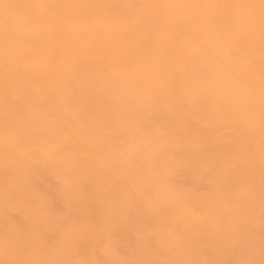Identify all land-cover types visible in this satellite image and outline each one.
<instances>
[{
    "label": "bare ground",
    "instance_id": "bare-ground-1",
    "mask_svg": "<svg viewBox=\"0 0 264 264\" xmlns=\"http://www.w3.org/2000/svg\"><path fill=\"white\" fill-rule=\"evenodd\" d=\"M22 1H0V94L24 108L0 102V264H128L125 249L132 264H264V0ZM57 130L71 153L51 163ZM29 138L60 180L49 196L18 151ZM170 172L213 174L210 193L183 197ZM62 201L70 233L46 213Z\"/></svg>",
    "mask_w": 264,
    "mask_h": 264
},
{
    "label": "rangeland",
    "instance_id": "rangeland-1",
    "mask_svg": "<svg viewBox=\"0 0 264 264\" xmlns=\"http://www.w3.org/2000/svg\"><path fill=\"white\" fill-rule=\"evenodd\" d=\"M1 1V0H0ZM16 4L17 5H20L19 6V8H22V9H26V7L24 6V4H23V1L22 0H17V2H16ZM27 11H30V10H27ZM3 25L4 24H2L1 22H0V28L1 27H3ZM4 28V27H3ZM25 29V28H24ZM26 30V29H25ZM165 38L167 39V40H170L171 39V37H169V36H165ZM170 41H173V40H170ZM173 43V42H172ZM92 58H94V57H92ZM91 58V59H92ZM93 60V59H92ZM91 60V62L93 63V61ZM91 63V64H92ZM105 63V62H104ZM95 64V63H94ZM97 65V64H96ZM105 67V64H103L102 63V65L100 64V65H98V68L99 67ZM107 66V69H108V64L106 65ZM93 67V66H92ZM42 68H46V66H42ZM97 68V69H98ZM43 69V70H44ZM101 69H103V68H101ZM105 69H106V67H105ZM104 70V69H103ZM243 70H245L244 72H242ZM242 75L244 74V75H246V76H250L251 78H253V76H255L253 73H251L250 72V74H249V70L247 69V68H244V69H242ZM50 75V74H49ZM259 76V75H258ZM257 76V77H258ZM50 77V76H49ZM91 83V82H90ZM99 83V82H98ZM93 84V83H92ZM94 84H96L95 83V81H94ZM93 84V85H94ZM98 85V84H97ZM96 86V85H95ZM5 96L7 97V93L6 92H3L2 94H0V102H1V106H4V110L6 109L7 110V108L9 109V111H13V112H18V113H20V112H23L24 111V108H22L21 106L19 107V106H17V105H15L13 102H11L9 99H8V97L7 98H5ZM3 101H5V103L3 102ZM17 106V107H16ZM2 109H3V107H2ZM39 113V112H38ZM45 113V112H44ZM43 112H41V113H39V115L40 114H44ZM20 116V115H19ZM79 125H77V127H78ZM77 127H74V129L75 128H77ZM80 129H81V126H80V128H78L77 130L78 131H80ZM76 130V129H75ZM229 130V131H228ZM57 131H58V134H57ZM56 131V135H55V139H53V140H51V141H49V144L47 143V145H48V147H51V149L52 150H54L53 152H54V154H53V157L52 158H48V161L47 162H51V163H54V162H56L59 158L60 159H62V158H64V157H66L67 156V154H70L71 153V148H70V145L68 144V142H69V139H67V138H64V136L65 137H67V135H66V133H65V131H63V130H57ZM61 131V132H60ZM60 133V134H59ZM166 132H164V133H159L158 135H157V137H158V146H159V143H160V145L162 144V145H168V143H170V142H172L171 140L172 139H175V136L174 137H172V135L170 136V135H168L169 133H166ZM223 133H225V134H229V133H231V130L230 129H228V128H226V132H224V130H223ZM41 134H43V135H41L42 137H46V132H41ZM62 135H64L63 137H62ZM45 139V138H44ZM261 140L262 141H264V138H261ZM33 141V142H32ZM43 141V138H40V139H28V142L26 141V143L27 144H22V145H19L18 146V148H20V149H18V151L19 152H21V154H25L26 153V151L29 149V150H32V151H34V153L36 154V156L37 157H39V158H34V157H29V159L32 161V158H34L33 159V161L34 162H31V164H33V166L35 167V168H37L38 170V174H36V176H35V178H34V181H37L36 182V184H39L38 186H39V188L41 189L42 187L43 188H45V193L44 194H47L48 196L49 195H51V194H53L54 192H56V190L54 189V188H57L58 186H59V183H60V180L55 176V174L51 171V170H49L48 168H47V166L45 165V163L42 161L41 162V158L43 157V158H45V155H46V153L44 152V151H42V150H40V146L41 147H44L46 144H45V142L43 143V145H42V142ZM52 141H54V142H52ZM174 141V140H173ZM38 143H39V145H38ZM53 143V144H52ZM67 143V144H66ZM113 144L115 143V145H117L118 147H121L122 149H126V147L123 145V142L122 141H120V143H121V145H120V143H119V141H116L115 140V142L113 141L112 142ZM119 143V144H118ZM45 144V145H44ZM37 145V146H36ZM120 145V146H119ZM23 146H24V148H23ZM28 146V147H27ZM63 146V147H62ZM108 148L111 146V145H106ZM157 146V147H158ZM37 147V148H36ZM58 147V148H57ZM160 147V146H159ZM23 148V149H22ZM34 148V149H33ZM36 148V149H35ZM60 148V149H59ZM70 148V149H69ZM79 149V150H78ZM21 150V151H20ZM26 150V151H25ZM55 151H56V155L57 156H55ZM58 151V152H57ZM70 151V152H69ZM113 151H115V150H113ZM69 152V153H68ZM74 153H77L76 155H79L80 157H89L91 160H96L97 158H99L98 156H95L96 157V159H94V155H91L90 156V154L89 153H87L84 149H82V148H77V149H75L74 151H73ZM80 152V154H78ZM116 152V151H115ZM114 152V153H115ZM120 152V151H119ZM117 153L118 155H120V153ZM123 153H126L125 152V150H123ZM127 153H128V151H127ZM39 154V155H38ZM45 154V155H44ZM59 154V155H58ZM84 154H86V155H84ZM41 155V156H40ZM173 156V155H172ZM56 157H58V159H56ZM92 157H93V159H92ZM171 156H167V159H166V161L168 160H170V161H180V160H183L182 158H180V157H177V156H173V159L172 158H170ZM54 158H55V160H54ZM168 158H170V159H168ZM36 159V160H35ZM175 159V160H174ZM29 160V161H30ZM40 162V164L38 163V161ZM102 160V161H101ZM97 161H99L100 163V165L98 164V166H99V168L103 171V172H106V171H108V167H105L106 165H105V163H104V160L103 159H97ZM38 164H37V163ZM8 163V162H7ZM42 163V164H41ZM36 164V165H35ZM107 169V170H106ZM48 170V171H47ZM41 171V172H40ZM41 173V174H40ZM171 174V172L170 173H168V174H164V175H166V176H164V179H165V181H167V179H168V181H167V183H166V185H167V187H171V189L170 190H172L173 189V191H180V193L182 192L181 190H185L184 191V193L183 194H181L183 197H188V198H190V199H193L194 200V198L196 197V201H198V199H200V198H202V196L203 197H206L209 193H210V190H211V184L209 185V184H206L205 185V183L207 182V183H210L209 182V180H211V176H213V174H211V173H209V174H207L205 177H202V178H200V179H196V180H198V182L196 181V180H190V181H188V182H186L185 184L184 183H182L181 182V180H180V178H178L177 176H171L170 175ZM172 174H174V173H172ZM40 175H41V177H40ZM211 175V176H210ZM43 178V179H42ZM115 178H116V176H115ZM209 178V179H208ZM208 179V180H207ZM194 181H196L197 182V184L196 183H194ZM201 181L202 182H204V183H201ZM39 182V183H38ZM180 183H181V185H180ZM42 186H41V185ZM189 184V185H188ZM185 185V186H184ZM204 186V190L203 189H201L200 187L201 186ZM177 187V188H176ZM195 187H197V188H195ZM232 187V188H231ZM228 190H229V194H227L228 196H233V195H235V194H239L240 192H241V190H240V186H239V184H233L232 186H231ZM42 188V189H43ZM174 188H176L175 190H174ZM190 188V189H189ZM194 188V189H193ZM200 188V189H199ZM203 188V187H202ZM210 188V189H209ZM238 188V190H236ZM41 189V190H42ZM47 189V190H46ZM49 189H50V191H49ZM52 189H54V190H52ZM58 189V188H57ZM180 189V190H179ZM206 189L208 190V192L206 191ZM231 189V190H230ZM233 189V190H232ZM44 190V189H43ZM189 190H191V191H189ZM193 190V191H192ZM194 190H196V191H194ZM46 191H49V192H47L46 193ZM189 191V192H188ZM206 191V192H205ZM227 191V190H226ZM231 191V192H230ZM237 191H238V193H237ZM30 193L31 194H33L37 199H45V197L47 196H45L42 192H40L39 190H37V189H35V190H30ZM49 193V194H48ZM220 193H221V191H220ZM215 194V193H214ZM226 194V193H225ZM147 195L149 196V198L147 197ZM202 195V196H201ZM217 195L219 196L220 194H219V192L217 193ZM222 195V194H221ZM151 196V197H150ZM191 196V197H190ZM198 196H200V197H198ZM217 196V197H218ZM192 197H194V198H192ZM216 197V196H215ZM216 197V198H217ZM260 197H261V195H260ZM144 198H146V200L147 201H149L150 200V198L152 199V195L151 194H144V196H143V199ZM63 202V201H62ZM61 202V204H63V206H61L60 208L61 209H57V210H55V211H48V209L46 210V213H47V215L49 214V216L53 219V220H57V222L59 221V222H61V224H62V226H61V228H62V231L64 230V228L67 230V232L68 231H70V232H72V229H70L71 227L67 224V223H69V224H71L70 222H72V220H74L73 221V223L72 224H75L76 223V220L78 219V216H79V214H78V212H77V210L74 208V207H72V206H68V204L66 203V202H63L62 203ZM65 203V204H64ZM256 207H258L257 206V204L255 205ZM5 209V211H7V212H9V214H10V212H11V216H16L17 215V218H18V220H20L21 218V216H19V214H20V212L19 211H13V210H6V208H4ZM257 210V209H256ZM42 212H44L45 213V211L44 210H41ZM18 213V214H17ZM256 213H257V211H256ZM13 214H15V215H13ZM131 214H133V216L131 215ZM130 215H129V218H131V221L134 219L135 221H136V218H137V216L135 217L134 216V213L132 212ZM261 214V213H260ZM21 215V214H20ZM63 216V217H62ZM64 217L67 219L66 221H68V220H70V222L68 221V222H66L65 221V219H64ZM63 219H64V221H65V223L68 225L67 227L66 226H64V224H63ZM76 219V220H75ZM62 220V221H61ZM20 221H24L23 219H21ZM130 221V219H129V222H131ZM135 221H132L131 223H130V226L132 227H134V224H135ZM77 222H78V220H77ZM21 223V222H20ZM57 228V232H55V230L54 231H51V230H53L52 228ZM52 228H50V231H49V229H48V233H51L52 235H50V234H48L47 232H46V234H48L49 235V237L50 236H52V237H50V238H52V241L51 242H53L54 240H53V238L55 237L54 235H57L58 236V229L60 230L61 228L59 227H56V226H53ZM68 227H70V228H68ZM66 230H65V233H67L66 232ZM19 231H21V230H19ZM64 232V231H63ZM70 232H68V233H70ZM54 233V234H53ZM56 233V234H55ZM58 233V234H57ZM47 235V236H48ZM57 236L55 237V238H57ZM138 239L140 238V237H137ZM137 239V240H138ZM141 240V239H140ZM110 249V248H109ZM109 249H108V251H109ZM111 251H112V249H111ZM123 252H125L124 254L126 255V253L128 252L129 254H128V257H129V255H130V257H129V259H128V264L130 263V261H131V263L130 264H132V260H133V258H131V252L128 250L127 251V249H125V250H123ZM6 256H9V255H6ZM89 256V255H88ZM11 257V256H10ZM6 259H7V257H5ZM89 258H90V256H89ZM19 259V257H17V256H15V257H12L11 259H9V260H11L10 261V263H14L15 262V260H18ZM157 259H159V258H155V260H157ZM160 260V259H159ZM162 260V259H161ZM160 260V261H161ZM13 261V262H12ZM158 261V260H157ZM160 261H158V262H160ZM162 263H164V262H162ZM43 264H53L52 262H48L47 260H43ZM83 264H85V263H83ZM126 264V263H125Z\"/></svg>",
    "mask_w": 264,
    "mask_h": 264
}]
</instances>
